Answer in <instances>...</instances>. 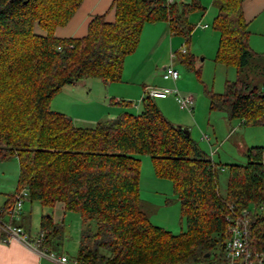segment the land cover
Listing matches in <instances>:
<instances>
[{
  "label": "trees",
  "instance_id": "obj_1",
  "mask_svg": "<svg viewBox=\"0 0 264 264\" xmlns=\"http://www.w3.org/2000/svg\"><path fill=\"white\" fill-rule=\"evenodd\" d=\"M82 1L0 0V160L17 158L14 193L24 188L42 207L62 203L65 211L79 213L76 264L220 261L230 206L254 209L247 243L250 251L264 253V145L246 149L245 165L228 166L222 196L219 165L148 96L141 98L138 114L123 112L91 128L76 127L71 117L50 107L65 85L89 77L120 81L124 60L138 47L146 23L167 22L172 34L189 42L194 30L189 16L204 8L196 0H113L112 21L106 13L97 14L86 35L56 37L55 29ZM243 1L214 0L215 61L235 66L237 78L225 83L223 93L206 95L209 109L224 112L229 120L264 125V86L246 73L250 62H262L264 55L248 47ZM186 61L191 65L193 59ZM136 155H148L155 176L172 182L184 232L175 235L153 225L141 209ZM7 199L5 210L14 202L11 194ZM40 231L43 245L50 246L59 230L50 217H42Z\"/></svg>",
  "mask_w": 264,
  "mask_h": 264
},
{
  "label": "rangeland",
  "instance_id": "obj_2",
  "mask_svg": "<svg viewBox=\"0 0 264 264\" xmlns=\"http://www.w3.org/2000/svg\"><path fill=\"white\" fill-rule=\"evenodd\" d=\"M174 1L192 2V0ZM196 1L204 9L197 10L189 16V22L194 25L189 42L182 35L174 34L172 46L161 47L158 49V53L151 58L147 55L138 57L137 66L142 67V70L138 72H142V75L137 72L136 78H134L135 82L124 84L117 81L110 85V82L105 83L99 78L89 77L81 80L77 85L62 87L61 91L52 99L50 107L52 110L71 117L76 127H93L95 125L93 121L107 113V108L102 103L107 90L109 94L116 97L113 99L114 101H119V104L114 103L108 107L109 110L119 107L121 113L131 114H138L141 110L140 99L145 87H166L177 89L182 96L192 95L194 104L191 112L182 109L172 94L166 99L156 98L153 100L172 123L187 127L189 132L191 130L192 138L198 142L200 148L209 155L212 161L219 165L221 170L218 174L217 185L223 196L226 192L228 166L230 164L245 165L246 149L264 145V125H244L241 124L240 119L229 120L224 112L209 109L206 91L223 93L225 83L236 80L237 69L233 65H224L215 61L219 32L213 26V20L217 14L214 0ZM247 2H252L245 13L243 10L248 32L247 44L252 53L264 55V10L255 18L250 16L252 15L250 10L256 4H264V0H247ZM201 24L207 26L202 28ZM168 36L171 35L168 34ZM181 48H185L186 53L182 54ZM171 54H174L173 57ZM188 58L193 59L191 65L186 61ZM250 63L251 65L246 69L248 77L254 83L264 86V61L255 62L252 60ZM171 65L179 73L176 82L165 80L162 76L164 68ZM141 79L147 85L144 88H141V84L138 83ZM159 80H163L166 85L158 86ZM110 86L111 88H109ZM138 87L142 89L140 94L137 90ZM107 103L110 104L109 100ZM110 117L97 121L111 119ZM189 126L191 127L189 128ZM203 133L214 143L212 150L206 141L200 139ZM136 157L140 160L139 197L141 209L153 225L164 228L175 235L184 232L186 226L180 216V204L173 192L172 182L155 176L148 155H136ZM18 175L19 166L16 156L0 160L1 196L6 193L8 195L14 193L18 185ZM21 214L26 217L24 216L23 220L18 222L27 227L25 219H30V226L27 229H30L32 235L39 233L42 217H50L59 231L56 238L52 239L50 246L46 245L45 248L51 250L54 255L63 254L70 260L75 258L82 228L79 213L65 211L62 203H56L52 208L42 207L39 201L30 200L27 197L23 202ZM261 214L262 211L257 210V215ZM92 227L95 229V223H92Z\"/></svg>",
  "mask_w": 264,
  "mask_h": 264
},
{
  "label": "crops",
  "instance_id": "obj_3",
  "mask_svg": "<svg viewBox=\"0 0 264 264\" xmlns=\"http://www.w3.org/2000/svg\"><path fill=\"white\" fill-rule=\"evenodd\" d=\"M112 1L113 0H83L80 6L78 7V9L69 19V21L65 25L58 26L55 29L54 35L58 38L82 37L86 35L87 33V27H88V23L90 19L94 15H97V14L106 13V19L108 21H112L114 19V10L113 9L109 10ZM251 3L252 2L250 3L247 2V0L243 1L244 13L248 9V7L250 8V6L252 5ZM263 10H264V4H259V5L256 4V6H254V8L250 10V12H252V15H250L251 18H255ZM206 26H207L206 24H201L202 28H205ZM35 32L39 34H44V32L40 30L38 27H36ZM168 34L171 36L169 37ZM173 35L174 34H172L169 30L167 22L160 21V22H155V23L144 24L142 28L138 47L132 54L128 55L124 60L122 77L120 80L121 83L126 84V83L135 82L136 79L134 78H136L137 72L142 70V67L140 68L139 66H137L138 57L147 55L149 56V58H151L153 57V55H156L158 53V49H160L161 47L166 48V45L172 46L173 40H174L172 39ZM156 59L158 60V58ZM138 73L139 75H142V72H138ZM158 82H159L158 86L160 87H163L166 85L164 84L163 80H159ZM138 83L141 84V88H144L145 86H147L144 83L143 79L138 81ZM109 84L111 85L112 82H110ZM109 88H111V86ZM141 88L140 87L137 88L139 94L142 92ZM108 92L109 91L107 90L106 95L103 96L104 100H102L103 106L107 108L106 110L107 113L100 119H95L96 121H93L95 122V124L98 122L97 120H103L104 118H108L110 116L113 117L122 112L119 107L118 108L115 107L113 110H109L110 108L108 107L112 105L111 100H113L116 97L112 96ZM109 96H112V97L109 98ZM166 98H157V99H166ZM108 100L110 104L107 103ZM79 127L91 128L90 126L89 127L79 126ZM190 127L191 126H189V128ZM203 137H206L207 139ZM200 139L206 141L209 144L210 149L212 150V146L214 145V143L211 142V139L207 135L203 133ZM7 196H8V193H6L4 196L0 195V206H4L7 203V200H8ZM22 207H23V204H22ZM24 216H25L24 214H21L18 220H11L7 214H3L2 218L4 221L10 220L13 225L20 226L23 229L26 228L25 230H27L26 232L30 234V236L32 237L36 236L37 234L32 235L30 232V229H27V227L30 226V219L28 218L25 219L27 227H24L20 223L21 220H23L22 218H24ZM4 237H5V234L2 233V231L0 230V264H58L55 261L49 260L45 256L39 255L38 252L34 251L33 249H31L30 247H28L27 245H25L24 243H22L21 241L17 239H11L8 242H4L3 241Z\"/></svg>",
  "mask_w": 264,
  "mask_h": 264
},
{
  "label": "built area",
  "instance_id": "obj_4",
  "mask_svg": "<svg viewBox=\"0 0 264 264\" xmlns=\"http://www.w3.org/2000/svg\"><path fill=\"white\" fill-rule=\"evenodd\" d=\"M168 1L172 2L173 0ZM180 51L182 54L186 53L185 48H181ZM173 55L171 54V57ZM162 76L165 80H172L174 82L179 78V73L171 65L164 68ZM171 94L175 96L177 103L182 109H186L189 112L192 111L194 104L193 96H182L177 89L145 87L142 97L148 96L151 99L166 98ZM203 138L207 139L206 137ZM11 196H13L14 202L9 209L5 210L3 206H0V230L5 234L3 241L8 242L11 239H17L38 252L39 255L45 256L58 264H76L74 259L70 260L66 255H54L51 250H47L43 245L45 241V234L43 232L39 231L36 236L32 237L22 227L13 225L10 220H3V214H7L11 220H18L20 218L22 204L28 197V192L23 188L18 193L11 194ZM229 211L230 214L226 216L228 223L227 238L221 260H200L181 264H264V253L250 251L247 243L251 215L254 209H251V212L250 209L234 211L233 207L230 206Z\"/></svg>",
  "mask_w": 264,
  "mask_h": 264
},
{
  "label": "water",
  "instance_id": "obj_5",
  "mask_svg": "<svg viewBox=\"0 0 264 264\" xmlns=\"http://www.w3.org/2000/svg\"><path fill=\"white\" fill-rule=\"evenodd\" d=\"M178 126H180V125H178ZM184 131H185V133H186L187 136L190 135V132L188 131V129L185 128ZM204 256L205 257H208L209 256V253H206Z\"/></svg>",
  "mask_w": 264,
  "mask_h": 264
}]
</instances>
